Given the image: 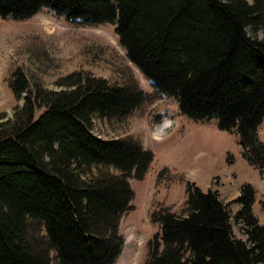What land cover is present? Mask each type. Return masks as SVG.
Masks as SVG:
<instances>
[{"label": "trees", "instance_id": "16d2710c", "mask_svg": "<svg viewBox=\"0 0 264 264\" xmlns=\"http://www.w3.org/2000/svg\"><path fill=\"white\" fill-rule=\"evenodd\" d=\"M42 9L79 26L112 25L153 92L86 72L58 79L54 91L11 74L23 104L11 119L0 115V264L116 263L134 197L128 179H144L153 156L132 137L94 136V118L121 123L147 103L175 99L181 116L235 132L242 157L263 172L264 39L247 29H264V0H0V19ZM254 201L244 184L231 214L217 191L188 185L180 213H150L158 232L144 264H264ZM259 205L264 213V199Z\"/></svg>", "mask_w": 264, "mask_h": 264}, {"label": "rangeland", "instance_id": "374dc122", "mask_svg": "<svg viewBox=\"0 0 264 264\" xmlns=\"http://www.w3.org/2000/svg\"><path fill=\"white\" fill-rule=\"evenodd\" d=\"M247 35L262 40L264 29L248 28ZM17 69L30 85L37 80L48 90H60L55 83L62 77L86 72L110 84L131 78L144 93L153 92L150 81L126 58L112 25L71 24L48 9L23 21L0 19V115L4 120L11 119L14 108L23 104L8 85ZM91 132L102 139L132 137L153 156L144 179H128L134 197L119 223L123 244L115 264H144L148 242L158 232L150 213L158 206L180 213L188 185L203 192L217 191L229 203L231 214L238 209L232 201L240 188L251 185L254 213L264 224L259 205L264 199V170L260 173L245 161L237 134L220 131L215 120H190L179 114L175 99L162 98L145 104L121 123L94 118ZM257 134L264 144V120ZM233 231L240 237L236 226Z\"/></svg>", "mask_w": 264, "mask_h": 264}]
</instances>
